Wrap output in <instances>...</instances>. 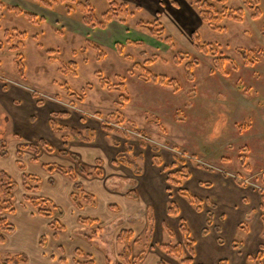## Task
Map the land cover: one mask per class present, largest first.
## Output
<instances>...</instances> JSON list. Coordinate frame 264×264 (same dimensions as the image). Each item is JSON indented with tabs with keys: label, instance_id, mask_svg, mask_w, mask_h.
<instances>
[{
	"label": "rangeland",
	"instance_id": "374dc122",
	"mask_svg": "<svg viewBox=\"0 0 264 264\" xmlns=\"http://www.w3.org/2000/svg\"><path fill=\"white\" fill-rule=\"evenodd\" d=\"M77 1L90 3L99 18L109 8L108 0ZM116 1L126 4L132 15L125 22L116 19L101 29L86 26L72 3L48 8L45 4L51 0H0V84L26 90L32 109L25 110L26 101L16 100L19 95L15 90L12 104L7 110L0 109V172H6L16 183L14 213L0 214L14 226L0 245L1 259L23 255L27 263L21 264H28V259H32L31 264H40L39 260L48 264L90 260L107 264L104 250L83 235L80 220L86 218L99 221L88 229L91 233L98 227L114 225L108 238L117 257L123 251L116 242L117 235L121 230L133 231L131 264H141L152 248L177 245L173 221L179 223L180 231L184 212L180 213L176 201L188 203L198 213L204 210L207 216L215 204L206 199L207 189L201 188L197 194L190 191L201 181L195 175L181 185L202 201L201 211L169 185L164 168L171 170L174 165L173 171L183 168L190 175L195 170L222 174L232 186L242 187V193L253 190L262 199L264 215V0H259L258 17L243 0H228L226 6L242 8L244 16L240 22L224 20L223 32H215L201 21L193 0ZM216 7L222 9L221 4ZM13 8L35 15V23L17 15ZM155 19L165 30L162 39L138 25ZM194 33L232 61L225 65L224 73L216 70L213 56L195 48ZM167 37L170 42L165 41ZM93 46L105 53L101 60ZM120 47L124 55L119 54ZM184 55L188 58L183 60ZM189 61L197 62L191 81L185 71ZM70 62H75L76 68ZM135 65L144 66L155 76H165L168 83L175 80L177 87L150 80ZM98 75L111 86L123 83L126 92L102 88ZM121 96L126 101L122 102ZM53 113L67 114L54 118L55 122L82 132L87 141H80L70 131H53L49 125ZM34 128L37 137L26 143ZM87 130H93L95 136H89ZM39 140L54 152L44 149ZM128 146L131 152L120 158ZM156 157L162 166L156 165ZM45 165L73 170L74 179L71 173H50ZM115 174L132 185L125 191L107 190L105 182ZM24 175L34 178L28 180L32 187L29 192L24 188ZM150 185L155 192L149 191ZM203 185L208 186H198ZM151 195L156 211L154 202L160 201V195L164 204L158 211L166 207L170 216L171 202L179 210L178 216H170L177 218H171L172 228L164 225L165 237L172 239H165L169 242L158 243L156 213L152 207H141L150 202L147 198ZM26 196L50 199L53 219L62 230L51 229L53 219L39 216ZM123 199H129L138 211L134 213L131 205L126 208ZM128 208L134 215L125 218ZM213 220L214 215L211 224L207 220L204 230L208 233ZM43 254L46 259H41ZM119 262L124 264L117 258L115 264Z\"/></svg>",
	"mask_w": 264,
	"mask_h": 264
},
{
	"label": "trees",
	"instance_id": "16d2710c",
	"mask_svg": "<svg viewBox=\"0 0 264 264\" xmlns=\"http://www.w3.org/2000/svg\"><path fill=\"white\" fill-rule=\"evenodd\" d=\"M196 8L198 9L199 17L201 21L208 25L213 31L215 32H223V28L221 27V24L224 20H231L235 22H240L244 16V10L242 8L238 9H231L226 6L228 0H204V1H197L193 0ZM58 3L61 4H74L77 8V10L82 14V20L83 23L86 26H89L91 28H105L109 23H111L113 20L123 18L124 20L127 19L129 16L132 15V13L128 10V7L126 4H120L116 0H108L109 8L108 10L99 18L96 16L92 6L88 2H80L77 0H51L50 3H46L45 5L48 8H52L53 6L57 5ZM217 4L222 5V9H217ZM243 4L250 9L255 10L256 16H259L258 11V5L259 0H243ZM0 8H3V4L0 3ZM17 15H23L26 17L31 23H35L36 16L31 13H25L21 11L18 8L12 9ZM139 27L142 29L148 30L152 35L155 37L162 39L165 30L162 28L161 22L158 19H155L152 22L146 23V22H139ZM6 35H9L8 31H6ZM21 36H24V34H20ZM193 38V44L195 48L204 55H211L214 57V65L217 71L224 73L225 65L227 63H232L227 58H224L223 56H220L218 53L217 48L210 43H202L200 41V38L197 33H194L192 35ZM166 42H170V38H165ZM93 49L97 51L99 54V59L101 60L105 53L101 51V49L98 46H93ZM50 54L53 53V51L49 52ZM119 54H123V50L120 47ZM125 58L130 59L129 57L125 56ZM188 58L187 56H182V59ZM246 58V57H245ZM150 63V62H149ZM180 63V62H177ZM196 61H189L187 62L185 66L186 76L188 80H192V71L196 65ZM70 65L73 68H76L75 62H70ZM137 69H139L143 74H145L150 80L154 82H159L168 86L177 87V83L175 80H171L169 83L167 82V79L165 76H155L152 73H150L144 66L142 65H135ZM65 67H62V72L66 73V70H63ZM100 78V84L101 87L104 89L119 91L121 93L126 92V88L123 83H121L118 86H111L108 80L103 78L101 75H98ZM81 101L82 98H79ZM120 100L126 101V98L124 96L120 97ZM119 105H122V103H119ZM67 114H60V113H53L51 115V120L49 121V125L53 131H70L74 136H76L80 141H87V138L83 135L82 132L75 130V129H69L67 127H60L54 120V118L59 116H65ZM114 116H111L113 118ZM118 117L120 118V122L123 123L124 117L119 113ZM104 129L107 131H110V128L108 126H105ZM87 134L91 137L95 136V132L93 130H87ZM38 143L42 144L43 148L46 149L49 152H54L53 148H50L46 145L44 140H39ZM32 150H37L36 146H30L29 147ZM23 149V148H22ZM132 148L131 146H128L127 150L120 154L119 157L124 159L130 152ZM156 165L162 166L161 161L158 157H156ZM45 169L50 172H59L61 174H69L72 176V179H74V175L72 173L73 170H66L65 168L58 166V165H45ZM176 169V165L172 167V169L164 168V171L167 173L166 182L169 185H172L179 189V193L182 195L183 198H186L192 205L195 206V208L198 211H201V205L202 201L197 199L194 195L186 191L181 183L183 180H187L191 177L190 173L184 170L183 168L178 171H173ZM82 173L86 175V173L82 170ZM90 175V174H87ZM98 175H100L98 173ZM24 188L26 191H31L32 187L28 184V180L34 179L32 176L24 175ZM129 183V182H128ZM127 182L121 181L117 178L113 180H109L107 182L108 187L111 190H121L125 191V187L128 185ZM132 185L129 184L128 187ZM16 188V183L12 180V178L4 171L0 172V214L8 212V213H14V207H13V192ZM131 192L133 190H130ZM130 195L133 197L135 196V192H132ZM89 199L93 200V196H89ZM264 200V197H263ZM26 201L36 210L37 214L43 218L47 219H53V213H52V201L48 198H30L26 196ZM54 209V208H53ZM58 209V208H56ZM60 211V209H59ZM60 213V212H59ZM168 214L170 216H178L179 210L175 206L173 202L170 203V207L168 208ZM213 214L208 213V224L212 223ZM262 222L264 224V215L261 216ZM84 230L83 235L88 240H91L92 243L96 244L99 248L104 250L106 255V261L107 264H115L116 259L118 258L120 261H122L124 264H131V257H132V250L130 242L134 237V233L131 230H121L119 234L116 237V242L123 246V251L118 257L114 253V248L112 245L110 237L112 235V231L114 228V225H107L105 227H98L95 229L92 233L88 230L90 227H93L94 225L99 224L98 220L86 218L80 220ZM51 229L54 230H62V227L59 226V222L56 219H53L51 226ZM241 228H245L244 225L241 226ZM167 233L172 236L171 231L168 229V227H165ZM14 231V226L10 224L6 218H0V245H3L6 241L5 234L12 233ZM180 231L183 235V244H177V245H170V244H164L161 245V249L166 252L168 255L178 259L181 261V264H195L194 262V256H195V241L192 237L191 231L189 230L186 222L184 220H181L180 224ZM203 234H208V230H204ZM264 237V233H263ZM237 247V246H236ZM78 255L80 257L83 256V253L79 250L77 251ZM249 261H252L254 264H264V255L259 253L255 257H249ZM21 263H27V258L23 255H15V256H8L5 259L0 258V264H21ZM78 264H94L92 260L89 262H83L78 261ZM117 264H122L121 262ZM163 264V263H159ZM218 264H228V261L223 259L218 262Z\"/></svg>",
	"mask_w": 264,
	"mask_h": 264
},
{
	"label": "crops",
	"instance_id": "0c3cea01",
	"mask_svg": "<svg viewBox=\"0 0 264 264\" xmlns=\"http://www.w3.org/2000/svg\"><path fill=\"white\" fill-rule=\"evenodd\" d=\"M14 90L18 92L19 95L16 100L26 101L24 103V108L25 110L27 109L30 112L32 109L28 105V101L31 100L29 98L30 95L28 94V92L26 90H22L21 88H19V86L15 87L5 84H0V109L7 110V108L12 104V93ZM30 103L31 102H29V104ZM10 114L12 115L13 119L16 118L15 115H13L12 113ZM30 116L32 117V115ZM30 116L28 117L30 118ZM13 119L11 121H13ZM33 131L34 135L30 138L29 141L26 140V143H29L31 139L33 141L34 138L37 137L35 128ZM208 173L209 174L207 175L206 173L198 170H195V172L191 173L192 179L195 175L201 180L198 181L199 184H208V186L203 185V187H200L198 186L199 184H195L196 186H193L192 189L190 187V191L194 194L202 191L201 188L207 189L209 197L206 199L215 204V209L212 210V214L214 215L213 225L212 227L208 228L209 233L207 235H203L202 233L206 228L208 220L207 212L203 210L198 213L188 203L180 202V200L176 201L181 211L180 213L182 214L184 212L182 214L183 218L186 221L195 241L194 262L195 264H218L220 260L225 259L228 261V264H249V256H254L259 254L260 252H264V248L263 250L261 249V247H264V224L261 219L263 211H261L260 209L262 205V199L253 190L242 193V187H239L238 185H234L235 187L232 186L228 182L227 177L222 174H216L213 172ZM115 178L127 183L129 182V180H123L119 175L115 174L105 182L107 190L115 191L111 190L107 185V182L109 180H113ZM124 189L127 190L128 185ZM154 189V186L149 187V191H153ZM153 192H155V190ZM153 196L154 195H151L152 198L149 196L150 198L148 197L147 200H149L150 202L142 204L141 207H152L153 211L156 213L155 224L157 227V238L160 239L158 243L160 244L165 243V239L169 241L172 240L168 239L167 236L165 237L166 233L164 232V225L167 224L170 226L171 218H177L168 216L166 214V207L164 211L162 209L158 211V209L162 208V205L164 204V196L162 195L159 196L160 201L154 202L157 208L156 211V209L152 205L154 199ZM200 197L202 198V196ZM121 201L125 204L126 208L127 205H131L129 199H123ZM138 209L139 207H134L133 212L136 213ZM127 210L129 211V208ZM127 210L123 215L125 218L134 215V213H132V210L129 211L130 214H128ZM173 222L174 227L172 231L174 234V238H177L179 242L178 244H183V236L179 231V223L177 222L176 224L175 220ZM242 225H244L245 228H241ZM170 227L172 228V226ZM219 241H222V244H220ZM236 245L238 246L236 247ZM41 257V259H46L44 254L43 256L41 255ZM31 260L32 259H28V264H31ZM34 261H36V259ZM39 262L40 264H48L46 260H39ZM159 263L181 264L178 259L168 255L162 249L158 248H152L148 253L145 254L144 259L141 262V264Z\"/></svg>",
	"mask_w": 264,
	"mask_h": 264
}]
</instances>
